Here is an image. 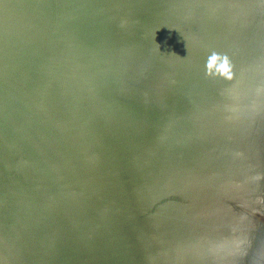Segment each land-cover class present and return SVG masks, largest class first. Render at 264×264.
<instances>
[{"label": "water", "instance_id": "1", "mask_svg": "<svg viewBox=\"0 0 264 264\" xmlns=\"http://www.w3.org/2000/svg\"><path fill=\"white\" fill-rule=\"evenodd\" d=\"M0 264H264V0H0Z\"/></svg>", "mask_w": 264, "mask_h": 264}, {"label": "clouds", "instance_id": "2", "mask_svg": "<svg viewBox=\"0 0 264 264\" xmlns=\"http://www.w3.org/2000/svg\"><path fill=\"white\" fill-rule=\"evenodd\" d=\"M233 65L226 54L212 52L204 66V75L207 78L233 79Z\"/></svg>", "mask_w": 264, "mask_h": 264}]
</instances>
